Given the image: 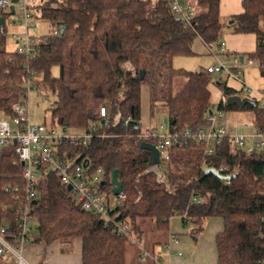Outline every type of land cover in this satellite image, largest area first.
<instances>
[{
    "label": "trees",
    "instance_id": "16d2710c",
    "mask_svg": "<svg viewBox=\"0 0 264 264\" xmlns=\"http://www.w3.org/2000/svg\"><path fill=\"white\" fill-rule=\"evenodd\" d=\"M195 2L201 11L190 24H183L171 11L169 0H34L36 18L59 31L39 40L33 36L32 58L3 47L6 13L0 9V110L13 113V106L26 96L29 78L38 91L55 95L48 107L53 126L93 134L85 145L59 144L57 156L84 161L87 173L100 167L98 192L110 193V174L118 169L125 199L111 213L128 221L131 232H141L139 220L165 229L169 219L177 216L189 225L192 235H198L208 218L219 217L216 264H264V151L247 155L227 146L218 148V158L235 170L236 176L226 183L204 172V167H217L219 162L203 157L204 144L172 146L171 163L177 169L167 171H160L150 151L140 148L141 141H157L142 136V85L149 89L150 113L156 105L164 107L169 129L182 131L202 124L211 106L209 73L173 65L174 57L192 53L195 37L206 46L218 41L220 0ZM241 4L242 11L233 16V30L255 34L256 47L248 55L264 62L260 28L264 0H241ZM54 66L59 69L57 76L51 74ZM140 70H144L141 79ZM178 77L183 82L174 90ZM221 90L223 97L238 93L225 83ZM218 104L224 110L238 109L223 100ZM102 106L107 113L104 119L99 115ZM245 109L253 111V122L264 129V110L248 104ZM22 171L13 147L0 150V224L14 225L19 205L15 195L23 196L25 184ZM14 187L19 188L17 193L12 192ZM37 188L31 243L46 248L59 241L69 247L79 238L81 264H126L130 236L117 233L83 209L54 174H46Z\"/></svg>",
    "mask_w": 264,
    "mask_h": 264
},
{
    "label": "built area",
    "instance_id": "2783aa9c",
    "mask_svg": "<svg viewBox=\"0 0 264 264\" xmlns=\"http://www.w3.org/2000/svg\"><path fill=\"white\" fill-rule=\"evenodd\" d=\"M12 4L14 10L11 13L10 6ZM169 5L173 14L183 24H190L191 19L196 15L189 0H169ZM0 9L6 14L17 16L15 22L18 21L24 29L21 35L12 33V38L17 43L15 51L31 58L34 57L33 36L28 31L29 28L34 27L33 19L38 11L33 8L32 0H16L15 2L0 0ZM260 28L264 33V19L260 21ZM58 31L59 29L54 27L51 34L55 35ZM261 44L264 46V39ZM209 47L207 46V53L214 56V61L206 69L209 74L225 72L227 76H232L240 81L239 74L242 66L253 64V57L245 59L242 55V59H240L241 54L238 55L236 52H233L231 61L221 60L219 54L225 52L224 42L218 44V52H212ZM259 63L262 64L261 69H264V62L259 61ZM27 71L29 74L33 73L28 68ZM25 87L26 96L13 106V113L0 110V150L10 146L14 148L18 158L23 162L22 176L25 180L23 196L18 198L15 195L19 205L14 215L13 227H10L9 223L0 224L1 264H34L24 256V248L31 239L33 224L31 210L38 192L37 184L48 173L57 176L65 187L70 185L69 191L73 199L83 209L94 213L106 225L112 226L117 233L130 236L132 230L130 223L126 220L117 219L118 215H112V208L108 206L98 192L99 184L102 181V169L98 167L93 173H87L84 161L77 163L74 160H62L57 156L59 144L69 142L85 145L93 134L72 133L52 124L30 123L27 96L31 89L36 88L29 78L25 82ZM243 90L251 94L254 89L244 84ZM254 91L255 97L247 96L256 101V107L264 110V90ZM221 100L224 101V97ZM106 114L105 107H100V118L104 119ZM223 115L224 109L220 108L219 104L211 105L206 113L205 121L194 128L187 127L178 131L175 127L169 129L167 124L161 122L162 133L150 128V126L148 130H144L143 137L153 136L157 138L154 145L159 153L157 165L160 171L176 170L177 167L171 163V147L180 148L188 145L189 142L204 144L203 157L218 159L219 162L215 168L223 175H232L235 170L231 169L224 158H218L216 155L218 148L227 146L231 151H242L247 155L264 151L263 128L252 121L249 125H235L234 129H230L227 123L221 122ZM123 123L127 124L128 119H125ZM223 180L229 183V179ZM11 189L14 193L19 191L17 187ZM116 197L121 201L125 199L122 192ZM192 199L196 200L195 198ZM170 241L177 242L175 235L171 236ZM168 247L169 244L165 245V248ZM178 255L182 256L183 254L178 252ZM146 256L147 253L143 252L140 258L145 259ZM152 263L160 264V261L152 258Z\"/></svg>",
    "mask_w": 264,
    "mask_h": 264
},
{
    "label": "rangeland",
    "instance_id": "374dc122",
    "mask_svg": "<svg viewBox=\"0 0 264 264\" xmlns=\"http://www.w3.org/2000/svg\"><path fill=\"white\" fill-rule=\"evenodd\" d=\"M34 2V0H32ZM36 1V0H35ZM194 12L196 14L201 11V7L197 6L195 0H190ZM242 4L241 0H220L219 6V16L220 21L222 23V27L220 30L219 38L217 43L212 44L209 48L212 52H218V44L224 42L225 44V52L219 54V58L226 62L231 61L233 52H236L238 55L243 54V57L246 59L249 56L248 54L254 51L256 47L255 41V34L254 33H238L233 30V24L230 21L233 20V16L241 12ZM4 21L5 26V44L3 47L9 51H15L17 47V43L12 38V33L21 35L24 31L23 27L18 23L15 22V18L17 16L6 14ZM34 27L29 28V34L34 36L35 39L39 40L41 35L51 33L52 28L50 23L45 20L39 19L36 15L33 19ZM0 44V48H1ZM207 46L206 51L204 54H194L193 52L188 55H180L173 58V65L175 68H183L185 70H202L206 71L207 67L211 65L214 61V56L210 53H207ZM253 64L251 65H243L241 72L239 74L240 81L234 79L232 76H227L225 72H218V73H210V81L208 83V89L210 91V103L211 105H217L222 97V90L221 85L226 84L229 87L234 88L238 91V94L241 96L251 95L253 97L256 96L254 90L263 91L264 90V69L262 68V64L259 63L260 59L252 58ZM264 65V63H263ZM58 67L54 66L51 69V74L53 76L58 75ZM183 82L182 78H176L174 84V90ZM221 84V85H220ZM244 84L247 87L254 89L251 94L243 90ZM55 100V95L48 92L38 91L37 89H31L27 96V104L29 109V121L33 124H52L50 112L48 107L50 104ZM148 112L141 115L140 124L142 129L146 130L149 128L150 125L152 129L162 133L160 128V123L162 122L163 118L166 117V110L161 105H156L151 109L148 108ZM254 113L252 110L249 109H232V110H224L223 118L221 119L222 123H227L230 129H234L235 125H244V124H251L253 121ZM228 120V122H226ZM149 121V125L146 123ZM143 130V131H144ZM148 130V129H147ZM101 197L106 201L109 207L113 208L116 205L121 204V200H119L116 195H113L111 192H99ZM150 221V220H146ZM32 224V232L33 231ZM136 232H131L130 236L136 237ZM131 238H129L130 240ZM59 242V241H57ZM77 241L75 240L74 243L67 247V245H61V250L59 254L54 251L53 248L47 251V254L53 256L54 258L57 256H63V260L66 261L65 264H78L74 263L76 260L79 262V256L77 254L76 249H78ZM60 243V242H59ZM35 244L31 243V241L25 245L24 248V256L27 258V253L36 252ZM53 247L56 248V245L53 244ZM130 241L126 246L125 252V262L126 264H131L130 262V253H131ZM31 255V254H30ZM28 259V258H27ZM30 261V260H29ZM32 262V261H31ZM2 260H0V264ZM34 264H38L32 262Z\"/></svg>",
    "mask_w": 264,
    "mask_h": 264
},
{
    "label": "crops",
    "instance_id": "0c3cea01",
    "mask_svg": "<svg viewBox=\"0 0 264 264\" xmlns=\"http://www.w3.org/2000/svg\"><path fill=\"white\" fill-rule=\"evenodd\" d=\"M191 50L194 54H204L206 44L199 37H195L191 44ZM148 90L147 85L141 86L140 117L149 111ZM146 123L149 125V121H146ZM139 225L141 232L136 237L130 236L131 239L129 240L130 245H132L131 264H153L152 258L159 259L160 264H216L217 254L214 239L216 233L222 229L221 218H208L204 222L203 230L198 235H192L189 232V225L184 226L181 218L177 216L169 219L168 226L165 229H158L154 226V223L146 220H139ZM172 235H175L177 242L170 241ZM76 241L79 262L76 260L74 263L81 264V239L78 238ZM53 244L56 245V250ZM168 244L169 247L165 248V245ZM60 246L57 241L46 248L35 244L36 252L27 253V258L38 264H65L66 261L63 260V256L54 258L47 254V251L51 248L59 254ZM143 252L147 253L145 259L140 258ZM178 252H182L183 255L179 256Z\"/></svg>",
    "mask_w": 264,
    "mask_h": 264
},
{
    "label": "water",
    "instance_id": "95a60500",
    "mask_svg": "<svg viewBox=\"0 0 264 264\" xmlns=\"http://www.w3.org/2000/svg\"><path fill=\"white\" fill-rule=\"evenodd\" d=\"M16 1V0H12ZM11 13L14 10L13 4L10 6ZM3 23V18L0 17V26ZM232 23V21H230ZM64 31V26L60 25V33ZM240 59H242V55L240 56ZM264 75V73H262ZM144 76V70L139 71V77L140 79ZM224 103L227 106L235 105L238 109H243L247 104L251 105L252 107H256V101L248 96H240L238 94H232L224 97ZM167 117L163 118L162 122L164 124H167ZM131 123L134 124L135 127L138 126L136 121H131ZM140 148L150 151L151 153V161L153 164H157L159 153L157 148L153 143L147 142V141H141L140 142ZM23 164V162H21ZM204 172L207 174H212L218 179H232L235 177V174L232 175H223L222 173L218 172L217 169L213 166H206L204 167ZM110 182H111V190L110 192L113 195H118L122 192V183L118 179V169H113L110 174ZM67 189H70V185L67 186Z\"/></svg>",
    "mask_w": 264,
    "mask_h": 264
}]
</instances>
